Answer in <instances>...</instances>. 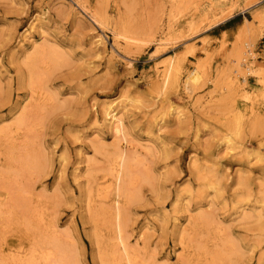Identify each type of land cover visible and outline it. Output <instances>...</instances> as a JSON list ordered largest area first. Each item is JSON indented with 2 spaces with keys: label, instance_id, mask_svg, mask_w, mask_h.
Returning <instances> with one entry per match:
<instances>
[{
  "label": "rangeland",
  "instance_id": "1",
  "mask_svg": "<svg viewBox=\"0 0 264 264\" xmlns=\"http://www.w3.org/2000/svg\"><path fill=\"white\" fill-rule=\"evenodd\" d=\"M35 19L39 29L30 30ZM124 29L131 45L118 36ZM241 43L256 46V74L244 73L249 100L231 74ZM36 50L54 52L57 62L32 85L27 60ZM172 62L179 75L163 87ZM262 73L264 0H0V134L41 104L28 136L39 168L23 184L55 215L78 264H100L97 241L109 240L96 216L112 203L106 152L117 148L131 161L134 188L123 235L140 260L214 264L219 238L215 264H264ZM115 101L128 105L126 146L102 118ZM2 134L0 204L7 201ZM98 191L110 200L101 203ZM12 218L0 222V257L30 244Z\"/></svg>",
  "mask_w": 264,
  "mask_h": 264
},
{
  "label": "bare ground",
  "instance_id": "2",
  "mask_svg": "<svg viewBox=\"0 0 264 264\" xmlns=\"http://www.w3.org/2000/svg\"><path fill=\"white\" fill-rule=\"evenodd\" d=\"M76 4L78 7H80V9H83L79 2H76ZM38 22L39 19L32 21L30 30H35V27L39 29ZM94 22L97 24V26L100 25L99 21H97L95 18ZM118 36L122 38V41H124L125 45H131L132 42H135L133 35L131 36V33L125 29L123 33ZM94 43L96 46L104 45L103 39L101 37H96V41ZM240 46L241 51L239 50V55L237 54L235 57V66L233 67L231 74L233 84L237 86L236 88L239 96L243 97L245 100H249L247 80L244 76V73L247 72L254 75L256 74V69L254 67V64H256L257 60V56L255 55L256 46L255 44L249 43H243ZM56 62L57 55L54 52L44 54L42 51L36 50L35 54L27 60L29 68L33 74L32 85H36V81L40 75V72L47 64H54ZM164 70L165 72L160 82L163 87L167 86L170 81H174L180 72V69L174 64V62L169 63ZM194 75L195 72L191 73L190 76ZM263 75L259 76L260 82L262 84L264 83ZM32 89L35 90L36 87H33ZM187 99L191 100L189 96ZM127 106L128 105H126L125 101L111 102L102 113L103 120L108 123L109 128L117 142L125 146L128 144V139L127 134L125 133V118L123 114L127 111ZM35 107V110H32L34 113L36 110L40 109L41 104ZM254 107L255 106L250 101V110H253ZM41 109L43 108L41 107ZM32 111L25 113V115L20 120H18L17 124L14 126L15 130L12 128L13 132L15 131L14 133L2 131V134L1 132L3 139L5 138V140H8V144L6 150L7 152L5 154L7 161L5 164L7 165V170H5L6 173H4V175L1 174V184L7 193V201L4 204H0V222L5 216L11 219L14 217L15 221H17V224L15 225H22L24 229L23 233H25L29 239L30 244L26 250L15 251L13 254L10 253L11 251H9L11 255H8V253L7 257L1 256L0 264H78V260L75 259L77 256L75 257L74 254V245L68 241L69 239L67 237H61V233L59 232V223H57V220L54 218L55 215L53 214V217L50 215V212L47 214V210L42 212V209L36 206L39 203L37 198H35L32 194V191L27 190L23 184L25 181H27V179L31 178L35 172L38 171V161L40 160L37 155L34 154L35 152L33 153L31 140L28 139V136L34 132L36 127L35 123L32 122L34 115ZM170 112L172 113V111ZM180 112L181 111L174 115L176 119H179L182 115ZM38 120L40 121V119ZM22 132L23 134H21ZM96 150L100 151L99 148ZM106 156L108 170L112 178V185L107 186L108 190L106 192L98 191L99 193L97 197L101 203H105V201H102L108 197L105 196L103 192H105L106 195L108 192V194L112 195V203L106 206L107 208L103 207L101 211H98L96 216V220L98 221L97 225L100 224L99 229H106L105 231L107 232V236L109 235V240L107 242H103L102 238H99L97 241L100 264H150L149 259L147 258L146 260L148 261L139 259V255L135 252V250L129 247L127 239L123 235L125 228V223L123 225V221L126 220L124 204L130 201L133 197V195L129 194V189H134L132 187L133 178L130 176L131 161L126 152L119 148H117V150L112 153L106 152ZM13 192L15 193L13 194ZM45 199L46 201H44V203L49 201V198ZM108 200L110 199L108 198ZM9 204L13 205V208L11 207L12 209L8 208ZM51 204L52 203H50V205ZM199 221L203 230H209V222L207 223V221L202 217ZM100 233L101 231H99V237ZM217 234L218 233H216V235ZM218 241L221 240L218 238L216 241L214 246L215 249H213L214 252L212 251V253L209 251L212 254L210 256H212L211 259L214 264L221 259V245L218 246ZM197 250L202 251L203 253V247L199 246ZM207 255L209 254L207 253ZM151 260H153V258Z\"/></svg>",
  "mask_w": 264,
  "mask_h": 264
}]
</instances>
